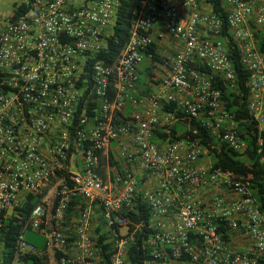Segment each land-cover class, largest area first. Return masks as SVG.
<instances>
[{
	"label": "built area",
	"instance_id": "obj_1",
	"mask_svg": "<svg viewBox=\"0 0 264 264\" xmlns=\"http://www.w3.org/2000/svg\"><path fill=\"white\" fill-rule=\"evenodd\" d=\"M121 3L0 0V264L8 239L12 264L37 252L44 264H131L144 223L129 216L139 201L150 209L142 264H264V213L250 183L216 168L199 141L157 136L202 119L220 145L247 150L215 85L216 75L237 85L219 39L223 20L207 0H140L126 45L107 65L97 55ZM224 5L262 128L255 33L264 0ZM153 45L163 59L143 91Z\"/></svg>",
	"mask_w": 264,
	"mask_h": 264
},
{
	"label": "trees",
	"instance_id": "obj_2",
	"mask_svg": "<svg viewBox=\"0 0 264 264\" xmlns=\"http://www.w3.org/2000/svg\"><path fill=\"white\" fill-rule=\"evenodd\" d=\"M207 1L213 5L214 12L224 22L223 33L219 39L225 41L237 75V85L235 87L229 86L220 75H216L215 85L221 91L224 109L230 117L229 120L236 123L238 132L247 143L248 148L244 153H239L230 149L226 144L220 145L219 141L205 127L202 119L191 120L189 126L178 123L165 132H158L157 136L171 137L172 139L189 138L199 141L208 149L216 168L232 171L238 177L250 183L253 194L258 197L260 208L264 213V125L261 128L248 108L250 98L249 72L244 67L241 52L236 48L233 37L229 32L227 26L228 13L224 0ZM139 2L140 0H122L114 35L108 39L107 47L98 53L97 60L104 61L107 65L115 62L129 39L132 22L139 10ZM255 34L258 47L264 54V29ZM156 51L157 45H153L151 52L156 53ZM162 59V55L156 53L152 60L153 66L150 65L140 70L139 88L143 91L151 90L152 82L158 72L156 63L162 62ZM179 115L183 116L181 111H179ZM129 217L136 224L144 223L141 229L136 230V241L129 250L130 263L142 264L149 254V250L143 245L142 232L147 231L146 226L150 219V209L147 204L139 201L135 211ZM134 229L135 227H132V230ZM29 240L37 242L35 235H31ZM36 247L40 249L38 242ZM6 248L9 256L5 260V264H12L14 241L8 239ZM45 259V256L37 252L22 255L20 263L44 264Z\"/></svg>",
	"mask_w": 264,
	"mask_h": 264
},
{
	"label": "rangeland",
	"instance_id": "obj_3",
	"mask_svg": "<svg viewBox=\"0 0 264 264\" xmlns=\"http://www.w3.org/2000/svg\"><path fill=\"white\" fill-rule=\"evenodd\" d=\"M38 198L36 197V199L35 200H37ZM31 240H32V238H31ZM15 264H23V263H20V262H16ZM30 264V263H29Z\"/></svg>",
	"mask_w": 264,
	"mask_h": 264
}]
</instances>
